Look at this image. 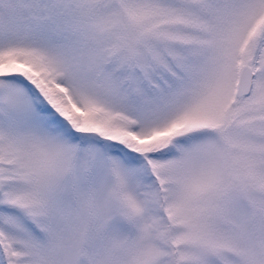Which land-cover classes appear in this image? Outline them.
I'll list each match as a JSON object with an SVG mask.
<instances>
[{
  "label": "snow or ice",
  "instance_id": "snow-or-ice-1",
  "mask_svg": "<svg viewBox=\"0 0 264 264\" xmlns=\"http://www.w3.org/2000/svg\"><path fill=\"white\" fill-rule=\"evenodd\" d=\"M0 264H264V0H0Z\"/></svg>",
  "mask_w": 264,
  "mask_h": 264
}]
</instances>
